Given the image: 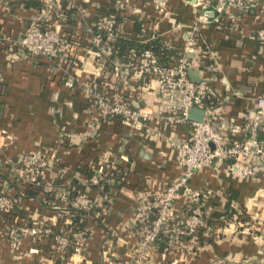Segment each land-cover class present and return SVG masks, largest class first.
<instances>
[{"label": "crops", "instance_id": "0c3cea01", "mask_svg": "<svg viewBox=\"0 0 264 264\" xmlns=\"http://www.w3.org/2000/svg\"><path fill=\"white\" fill-rule=\"evenodd\" d=\"M24 1L28 0H0V35L19 38L30 18L51 5L60 27L79 32L85 45L86 28L99 12L110 9L117 12L122 39L138 44L158 40L175 54L184 46L189 26L205 11L208 17L213 14V0H31L36 5L30 7ZM242 15L237 27L199 25V45L206 54L192 71L211 85L206 106L215 127L248 117L253 99L264 96V46L252 37L264 25V8ZM134 49L115 58L131 62L137 55ZM13 51L0 41V190L17 200L10 214L0 212V264H133L137 239L131 223L138 203L180 174L169 140L185 139L190 123L169 127L150 120L146 127L131 131L117 119L96 121L80 87L63 85L45 59L30 58L16 47ZM77 55L74 73L83 78L96 75L102 60L84 48ZM137 84L124 89L129 99L154 98L155 80L145 88ZM260 137L264 139V131ZM38 151L56 157L39 186L7 170L8 161ZM108 161L114 162L115 177L102 190L86 189L106 205L99 215L74 219L52 206L59 204L58 192L64 185L84 190L96 167ZM230 163V159L216 161L196 171L187 184L209 191L213 197L206 205L214 211L240 210L242 217L224 220L207 240L198 232L173 246L162 235L143 264H264V179L241 177ZM183 203L180 194L173 204L176 215ZM13 224L22 229L17 248L7 239V228ZM78 224L88 228L85 250L62 258L55 251L52 233ZM48 227L52 233L46 232Z\"/></svg>", "mask_w": 264, "mask_h": 264}, {"label": "built area", "instance_id": "2783aa9c", "mask_svg": "<svg viewBox=\"0 0 264 264\" xmlns=\"http://www.w3.org/2000/svg\"><path fill=\"white\" fill-rule=\"evenodd\" d=\"M263 8L264 0H213L211 17L205 15L207 10L189 26L184 46L168 64L160 62L156 53L149 48L140 50L131 62H121L113 57L114 40L121 37L120 22L115 11L97 14L95 22L85 30L89 35L85 45H82L79 32L60 27V22L54 19L55 10L51 5L30 18L19 38L0 35V41L7 44L11 52L16 47L30 58L45 59L50 72L59 74L63 85L70 89L80 87L93 109L96 121L117 119L131 131L146 127L150 120L160 121L169 127L190 123L191 131L185 139L169 140L174 159L181 168L180 174L165 189L142 197L138 203L131 223L137 239L133 264H143L149 249L162 235H167L173 246L183 238L196 236L198 232L203 240L214 236V229L207 223L214 207L206 205L212 194L202 189H192L187 184L196 171L216 161L230 159L229 166L235 168L241 177L264 179V139L260 137L264 131V96L253 99L248 117L215 127L208 118L212 111L206 106L211 93L210 83L201 78L194 81L188 75V70L198 65L200 57L206 54L199 45L201 23L218 28L237 27L242 13L261 12ZM252 37L263 47L264 25L257 28ZM80 48L86 49L88 55H93L96 60H102L96 75L83 78L74 73ZM151 80L157 83L152 100H134L125 95L124 89L135 81L138 82L137 87L145 88ZM192 108L204 110L201 121L188 119V112ZM55 162V153L38 151L10 160L6 167L11 174L36 187L41 184L44 171L53 167ZM113 164V161L100 163L84 183L85 191L64 185L58 192L59 204L52 206L74 219L78 215H99V210L102 212L106 205L90 197L86 189L97 186L102 190L109 184L115 177ZM180 194L184 200L183 210L176 215L173 204ZM16 203L15 197L0 190V212L10 214ZM240 215L242 212L237 210L234 219L238 220ZM46 232L52 233V228L48 227ZM6 233L9 245L17 248L22 229L13 224L8 226ZM88 233V228L83 224L52 233L55 251L62 258L68 252L83 253Z\"/></svg>", "mask_w": 264, "mask_h": 264}, {"label": "trees", "instance_id": "16d2710c", "mask_svg": "<svg viewBox=\"0 0 264 264\" xmlns=\"http://www.w3.org/2000/svg\"><path fill=\"white\" fill-rule=\"evenodd\" d=\"M34 1L28 0V1H24V6L26 7H30L32 5H36L34 4ZM105 14H109L112 13V11L110 9H106L104 11ZM161 42L158 40H153L150 41L146 44H138V43H134L133 41H129L127 39H122L121 37L116 38L114 40V45H115V53L113 57H120L122 58V55H126L127 50L129 48H135L134 50L138 53L140 50L144 49V48H149L151 50H153L156 55L158 56L160 62L164 63V64H168L169 61V55H173L172 58L177 57L178 54H175V52H173V50L170 49H166L163 46H161L160 44ZM122 61V60H120ZM126 95V94H125ZM106 186V185H105ZM77 214V213H74ZM234 215L235 212L232 209H227L225 211H214L210 218H207V223L213 228L215 229V227L220 226L223 224L224 220L226 219H234ZM79 216V215H78ZM242 217V215H240ZM77 217V216H76ZM75 217V218H76ZM70 254V252H68L66 254V256H68Z\"/></svg>", "mask_w": 264, "mask_h": 264}, {"label": "water", "instance_id": "95a60500", "mask_svg": "<svg viewBox=\"0 0 264 264\" xmlns=\"http://www.w3.org/2000/svg\"><path fill=\"white\" fill-rule=\"evenodd\" d=\"M188 75L194 81H198L200 79V77L195 75V73L192 70H188ZM203 115H204V110L202 108H192L188 112V119L193 121H201Z\"/></svg>", "mask_w": 264, "mask_h": 264}]
</instances>
